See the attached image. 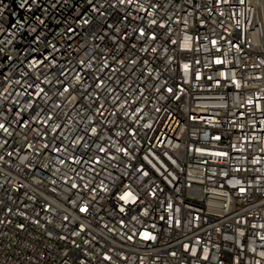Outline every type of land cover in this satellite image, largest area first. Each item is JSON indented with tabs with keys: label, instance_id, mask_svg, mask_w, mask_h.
<instances>
[{
	"label": "built area",
	"instance_id": "obj_1",
	"mask_svg": "<svg viewBox=\"0 0 264 264\" xmlns=\"http://www.w3.org/2000/svg\"><path fill=\"white\" fill-rule=\"evenodd\" d=\"M0 124V264H264V0H0Z\"/></svg>",
	"mask_w": 264,
	"mask_h": 264
},
{
	"label": "snow or ice",
	"instance_id": "obj_2",
	"mask_svg": "<svg viewBox=\"0 0 264 264\" xmlns=\"http://www.w3.org/2000/svg\"><path fill=\"white\" fill-rule=\"evenodd\" d=\"M143 34V33H142ZM213 43H215V42H213ZM217 63H220V61H217ZM67 90V89H66ZM169 91H171V90H169ZM3 127V125L2 124H0V128H2ZM130 194L129 193H126L124 196H122L121 197V199L122 200H126L127 198H128V196H129ZM86 209H81V211L83 212V211H85ZM122 211H123V209H121ZM145 238H148L147 236L145 237Z\"/></svg>",
	"mask_w": 264,
	"mask_h": 264
}]
</instances>
